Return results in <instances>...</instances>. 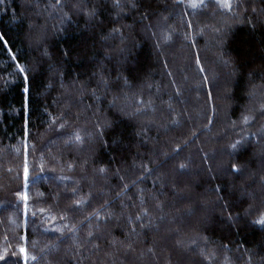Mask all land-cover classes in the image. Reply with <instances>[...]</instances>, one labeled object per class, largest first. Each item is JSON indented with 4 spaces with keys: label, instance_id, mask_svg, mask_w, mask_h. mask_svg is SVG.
Instances as JSON below:
<instances>
[{
    "label": "trees",
    "instance_id": "16d2710c",
    "mask_svg": "<svg viewBox=\"0 0 264 264\" xmlns=\"http://www.w3.org/2000/svg\"><path fill=\"white\" fill-rule=\"evenodd\" d=\"M230 2L0 0V264H264V0Z\"/></svg>",
    "mask_w": 264,
    "mask_h": 264
},
{
    "label": "rangeland",
    "instance_id": "374dc122",
    "mask_svg": "<svg viewBox=\"0 0 264 264\" xmlns=\"http://www.w3.org/2000/svg\"><path fill=\"white\" fill-rule=\"evenodd\" d=\"M256 1H258V0H256ZM179 18L181 17L180 15L178 16ZM222 17V18H221ZM220 18L222 19V20H224L225 22V24L226 25H228L229 24V20H230V18H232V17H230V18H225V15L224 14H221V16H220ZM224 24V25H225ZM211 28H209L208 30H210L211 31V33H214V32H217V31H214V27L213 26H210ZM208 28V27H207ZM173 33H174V31H173ZM199 33L200 34H204L205 35V30H201L200 29V31H199ZM171 38V37H170ZM166 39L165 40V42H171L172 41V39ZM184 40H186V37L184 38ZM194 60V59H193ZM207 63V62H206ZM208 73H209V75H210V77H211V79H212V87H215V85H216V80H215V78L213 77V74L211 73V71H210V66L208 65ZM215 89V88H214ZM257 90H258V92L256 91V95H257V97H258V99L260 100V99H263L264 98V86L262 85V86H258V88H257ZM214 101H215V99H214ZM257 103V102H256ZM139 105V104H138ZM258 105V104H257ZM260 105V104H259ZM141 106V105H140ZM220 108H221V104H220V102L218 101V99H217V97H216V102H215V104H214V117H213V119L215 120L216 119V114H217V109H218V111H220ZM259 109L260 110H262L260 107H259ZM141 111V110H140ZM139 111V109H138V111L137 112H140ZM143 112H145L144 110H143ZM155 111H152L151 113H150V115L152 116V118L153 117H155L156 116V114L154 113ZM129 116H130V114H128ZM242 123H245L246 124V122L245 121H243ZM261 131H264V126H262V128H261ZM68 140V139H67ZM247 140V135H245L244 136V142ZM231 141V140H230ZM69 143H71V142H67L66 144H69ZM227 143V144H226ZM231 143V142H230ZM229 142H225V144H220L219 146H220V149L222 150V148L223 147H228V150L230 151V152H237V151H239V149L241 148V146H242V144H241V142H238V145L235 147V148H233L232 147V144H230ZM257 140L256 141H253V146H255V150H258L260 147H257ZM78 144V143H77ZM80 144V143H79ZM239 145H240V148H239ZM53 146V145H52ZM247 146V145H246ZM258 152V151H257ZM222 155V154H221ZM258 156L260 157H263L264 158V153H262V152H258ZM227 160H217L216 158H214V161H213V165H214V167H216V169H219V168H225L226 170H228V166H227ZM262 164H264L263 163V161H261V163L259 164L260 166L262 165ZM6 171H8L7 169H6ZM246 171H248V169H245V171L242 173V178L243 179H245V176L247 175V172ZM191 173H193L192 175H191ZM245 173V174H244ZM251 174V173H250ZM181 175H183L182 177H180V179H179V181L182 183V185H183V192L186 194V196H187V198H185L186 200H184V201H186V202H189V200L190 201H192V202H194L193 200H196V196H198V197H200V196H202V200H201V202L199 201V207L197 208V210L194 212V213H192L193 215H191L190 214V216H189V218H188V220H190V222L189 223H187L186 225H188V226H186V228H188L189 229V231H190V233L191 232H194V231H200L201 229H199L200 227H198V226H196V224H197V222L198 221H203V222H205V221H207V217H208V215H209V211H210V208L207 206V204H209V201H210V199H209V192H207V190H205V191H202V192H200V193H198L196 190H195V188L194 187H192L191 185H192V182H193V179H194V177H195V172H193V167L192 166H189V167H187L186 168V170L185 171H182V174ZM52 178V177H51ZM191 178V179H190ZM52 180L54 181L55 180V182L57 183V184H61V185H63L64 186V184H62V181H61V179L60 178H57V177H55V178H52ZM70 181H73V180H70ZM260 184H264V181H260ZM60 185V186H61ZM239 187H241V185L239 186ZM257 186H255L254 188H256ZM243 193H245V191H246V188H244V187H241V188H239ZM203 201V202H202ZM202 203H204V204H202ZM184 205H187V203H185ZM95 227H96V225H95ZM202 231V230H201ZM185 238H187V237H185ZM191 245H195V244H191ZM177 247H178V244H177ZM179 248H181V247H179ZM198 249H200V247H198ZM186 252V251H185ZM199 252H200V254H201V250H199ZM202 255V254H201ZM204 255V254H203ZM208 262V261H207ZM209 263H210V261H209Z\"/></svg>",
    "mask_w": 264,
    "mask_h": 264
},
{
    "label": "snow or ice",
    "instance_id": "6c2138e0",
    "mask_svg": "<svg viewBox=\"0 0 264 264\" xmlns=\"http://www.w3.org/2000/svg\"><path fill=\"white\" fill-rule=\"evenodd\" d=\"M189 2V6L190 7H198L199 5H202L203 4V0H188ZM56 3L59 4L60 3V0H56ZM216 3L221 7V8H228V9H232V3L230 2V0H216ZM116 6L117 7H120V4H119V0H116ZM132 7H135V4L132 5ZM90 16L94 15L95 14V10L93 9L92 11H90L88 13ZM113 31H118V29H114ZM214 31H220V29H214ZM169 37L168 36H165V39H168ZM0 39H3V36L0 35ZM13 59H16L15 56H13ZM197 63H199V61H197ZM16 67L19 69V72L20 73H25V69L23 67H21L19 64L16 65ZM201 71H203V69H201ZM24 80L25 82L28 81V76L27 74L24 75ZM24 91L27 93L29 91L28 87L26 86ZM260 108L261 109H264V103L260 104ZM249 119H251V117H248V116H245L244 117V121L247 122ZM61 127H64V125H61ZM71 141H75V142H78V143H82L83 142V138L79 132V130H75L72 135L69 136L68 140L66 141L67 142H71ZM233 148L236 147L235 144L232 145ZM69 168L72 167V165H68ZM180 167H184L183 164L180 165ZM232 169L233 170H237L238 169V166L236 164H232L231 165ZM100 172H104L105 169L103 168H100L99 169ZM28 167H27V164H25V167H24V179H25V184L27 185V181H28ZM121 179H123V177H121ZM125 187H127V185H125ZM77 189L76 188H73L72 189V192L73 193H76ZM17 195H20L19 193H17ZM28 199V196L25 194L24 195V200L27 201ZM83 200L84 198H81V199H77L74 201V204L76 205H80L83 203ZM105 204H107V201H105ZM27 207V206H26ZM103 207V205H102ZM41 211H43V209H41ZM146 212V210H144ZM97 217V219H102L101 216H100V213L99 212H95L94 213ZM91 215V214H90ZM107 217L108 218H111L112 217V213H106ZM63 219V217H62ZM85 219H87V217H85ZM118 219V217H117ZM141 219V216L139 214H137L136 216V220H140ZM129 223H131V219H129ZM255 223H259V224H262L264 225V212H262L260 214V218L258 220L255 221ZM144 225H141V227H143ZM91 225H89V228L91 229ZM73 228H75V225H73L72 228H69L68 231H72ZM96 229L97 231L99 230V225L96 226ZM58 231H62V229H57ZM132 231L134 232L135 229L133 228ZM88 236H93V231L92 230H89V232L87 233ZM111 243L113 245H116V244H119L120 246L122 247H126V248H130L131 247V244H127L125 245L124 241H118L116 240L115 238L111 241ZM179 243V242H178ZM192 244H196V241L195 240H192L191 241ZM20 252L22 254H24V259L25 261H27L29 259V256L26 252V249L25 248H20ZM16 253H12V255H15ZM201 254L203 255V249L201 250ZM5 257L3 255H0V260H3ZM31 259H36L35 256H32Z\"/></svg>",
    "mask_w": 264,
    "mask_h": 264
}]
</instances>
